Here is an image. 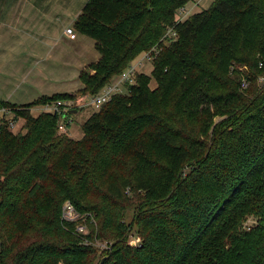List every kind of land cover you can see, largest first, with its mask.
Instances as JSON below:
<instances>
[{
  "label": "trees",
  "instance_id": "16d2710c",
  "mask_svg": "<svg viewBox=\"0 0 264 264\" xmlns=\"http://www.w3.org/2000/svg\"><path fill=\"white\" fill-rule=\"evenodd\" d=\"M188 1L88 0L73 25L100 59L83 87L0 100L24 120L23 132L0 126V264H264V0H211L180 19ZM145 52L151 74L78 139L30 113L98 93ZM65 200L87 233L61 220ZM96 238L111 247L97 254Z\"/></svg>",
  "mask_w": 264,
  "mask_h": 264
},
{
  "label": "crops",
  "instance_id": "0c3cea01",
  "mask_svg": "<svg viewBox=\"0 0 264 264\" xmlns=\"http://www.w3.org/2000/svg\"><path fill=\"white\" fill-rule=\"evenodd\" d=\"M87 1L0 0V100L23 105L83 87L80 72L100 54L94 39L80 33L70 39L64 30Z\"/></svg>",
  "mask_w": 264,
  "mask_h": 264
},
{
  "label": "built area",
  "instance_id": "2783aa9c",
  "mask_svg": "<svg viewBox=\"0 0 264 264\" xmlns=\"http://www.w3.org/2000/svg\"><path fill=\"white\" fill-rule=\"evenodd\" d=\"M65 35L70 39H75L76 33L72 27H66ZM149 58L148 55L144 56ZM143 59L137 61V63H130L122 74L114 81L107 83V85L98 93L91 95L78 93L73 98H56L49 99L47 102L32 106L30 113H50L57 117V131L59 133L69 134V127L73 122L72 111L77 112L79 108L84 107H96L98 109L102 104L111 100V97L116 93H122L124 91V85L132 84L135 80V75L138 71V67L142 64ZM259 79H262L260 77ZM245 85L243 81L242 87ZM126 88V87H125ZM24 120L16 115V111L8 106H2L0 108V126H7L11 131H24ZM60 218L64 222L74 223V230L81 234L87 233V216L79 213L69 200H65L62 204ZM91 222H94L93 218H90ZM85 244H88L84 241ZM91 244V242L89 243ZM107 249V248H105Z\"/></svg>",
  "mask_w": 264,
  "mask_h": 264
},
{
  "label": "rangeland",
  "instance_id": "374dc122",
  "mask_svg": "<svg viewBox=\"0 0 264 264\" xmlns=\"http://www.w3.org/2000/svg\"><path fill=\"white\" fill-rule=\"evenodd\" d=\"M210 3H211V0H189L183 7H181L178 10V12L179 11L181 12L180 19H185V18L189 17L190 15H192V14L198 12V11H201L202 9H207L208 7H210ZM179 21H181V20H179ZM68 27H72L74 29L75 33L76 34L78 33L77 30L74 28V25L73 26H68ZM167 33H166V35L169 36V37H173L174 36L171 27L168 29ZM166 43H168V42H166ZM156 52H157V50H155V53ZM145 55H148L149 58H147V57L145 58L144 57ZM140 59H143V61H142V64L140 65V67H138V71L137 72H143V73H145L147 75H150L151 72H152L153 55L151 56L150 53H146V52L142 53V54L138 55L137 58L134 59L132 63H137V61L140 60ZM150 83H151L150 84L151 87L155 86V84H156L153 79H151ZM125 87H127L126 84L124 85V91H126ZM94 110H97L96 107L88 106V107H84V108H79L77 110V112L75 114H73V122L71 123L70 126L72 128H75V130H78V131L77 132H72V136H71L72 138L78 139L80 136H82L83 131L81 130V124H82V122L84 120H86L90 116V114ZM22 124H24V122ZM12 132L17 133V131H15V130L12 131ZM21 132H23V131H21ZM250 223H253V222H251V221L249 223L247 222V224H250ZM92 224L96 225L95 220H94V222H92ZM247 224H245V226ZM87 225H89L88 222H87ZM87 230H88V227H87ZM132 236H131L132 238L131 237L130 238L132 240H136L135 235H132ZM135 243H138V242H135ZM111 244H112V242H108V241H106L104 239H101V238H96V240L94 242L91 241V245L95 248V250L97 251V254H99V255H100V252H104L105 248H107V249L110 248Z\"/></svg>",
  "mask_w": 264,
  "mask_h": 264
},
{
  "label": "water",
  "instance_id": "95a60500",
  "mask_svg": "<svg viewBox=\"0 0 264 264\" xmlns=\"http://www.w3.org/2000/svg\"><path fill=\"white\" fill-rule=\"evenodd\" d=\"M73 114H75L76 112L75 111H72Z\"/></svg>",
  "mask_w": 264,
  "mask_h": 264
}]
</instances>
